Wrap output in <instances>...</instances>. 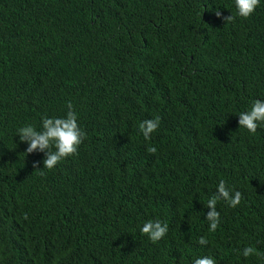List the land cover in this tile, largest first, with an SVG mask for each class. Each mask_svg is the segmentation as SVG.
<instances>
[{"label":"trees","instance_id":"obj_1","mask_svg":"<svg viewBox=\"0 0 264 264\" xmlns=\"http://www.w3.org/2000/svg\"><path fill=\"white\" fill-rule=\"evenodd\" d=\"M256 99L264 0L248 18L235 0H0V264H264V124L238 115ZM69 101L86 137L44 168L17 129ZM220 180L242 200L217 202L212 233ZM149 220L168 224L158 242Z\"/></svg>","mask_w":264,"mask_h":264},{"label":"clouds","instance_id":"obj_2","mask_svg":"<svg viewBox=\"0 0 264 264\" xmlns=\"http://www.w3.org/2000/svg\"><path fill=\"white\" fill-rule=\"evenodd\" d=\"M260 4V0H235L237 14L240 17L248 18L256 10ZM217 17H222L227 23L232 22L235 16H223L219 10L215 11ZM68 111L64 117L45 116L42 119L43 131H38L31 124L17 129V134L22 142H27L28 147L25 154L33 153L36 150L45 151L46 157L43 161L44 168H54L62 159L72 156L77 153L79 145L86 137V133L78 124V117L73 110V105L69 101L67 103ZM239 128H246L250 133H256L259 125L264 124V100L256 99L253 101L250 110L240 112ZM160 123V118L146 119L141 121L139 128L145 139H151V134L155 132ZM149 153H156L157 148L150 146ZM39 162H34V167H37ZM224 200L230 207H237L242 200V193L230 191L224 180H220L217 192L211 196L205 207L210 209L207 212L206 219L209 222V232H216L220 224V213L217 211V202ZM141 233L146 234L152 242L160 241L168 232V224L162 223L159 220H149L141 227ZM199 244L207 245L209 243L207 236H201L198 240ZM244 257H249L253 254L259 255L257 250L251 246H246L242 250ZM193 264H216V261L210 256L198 257L193 261Z\"/></svg>","mask_w":264,"mask_h":264}]
</instances>
